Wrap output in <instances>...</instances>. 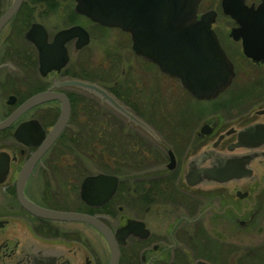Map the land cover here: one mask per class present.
<instances>
[{"label": "flooded vegetation", "instance_id": "obj_1", "mask_svg": "<svg viewBox=\"0 0 264 264\" xmlns=\"http://www.w3.org/2000/svg\"><path fill=\"white\" fill-rule=\"evenodd\" d=\"M13 2L14 0H0V17L10 9ZM33 2L34 4H31V0H21L17 10L0 27V99L6 95L5 99L0 100V122L18 111L24 102L37 94L64 95L68 101L69 116L62 131L39 155L24 182V197L36 203L28 194V186L36 169H40L44 173L52 172L54 176L55 184L46 181L43 189L44 193L52 192L53 189L55 192H60V182L55 175L56 169L57 173L60 172L59 166L62 156L58 150L63 144L67 145V141L76 143L75 135L78 130L74 126L80 125L76 121L78 112H89L96 107L108 113L115 114L117 112L106 102L101 101L95 93L88 88L79 86L76 82L81 81L92 84L105 90L141 121L143 114L155 112L158 108L162 109V107L157 100L150 104V109L148 104L138 103L139 105H137L134 101L129 100L130 90H124L123 95H125V98H123L121 89H117L116 85L101 84L96 78L97 75L94 76L93 73L82 76L79 74L80 66L76 52L86 47L90 43L91 37L89 31L77 23L79 14L75 11L74 0H67L66 9L62 11L61 15L57 14L58 22L65 20V24L59 27L57 25L52 26L48 21L50 18L46 16L50 12H60L56 8L60 6V2H64L63 0L60 2L58 0H46V3L41 0H32ZM243 2L244 5L252 7L256 11L264 0H244ZM70 3L74 4L73 8H69ZM36 5H39L41 9L36 10ZM214 10L216 13L213 24L216 25L214 24L213 27L212 24V29L220 46L233 65L234 74L230 84L215 98L201 101L215 102L221 93L229 91L227 94L231 97L238 96V93L245 95L243 104L249 102V105L244 106L245 108L243 107L244 109L242 108L241 111L237 108L238 113L234 116L233 121L228 124L219 123V117L217 116L204 120L198 129L192 133L188 141L182 137H185L186 133L184 124L186 122L190 124V120L183 116V120L178 121L177 126H173L175 129L174 134L178 135L179 138H175L176 142L172 143L162 135L161 130H158L152 122L145 120L143 123L149 129L155 131L161 139L160 141L149 135L143 127L126 119L129 123L124 121L121 124L122 126L120 125L121 127L118 125L120 130L121 128L125 130L122 136L126 137L125 143L128 145L129 150L127 159L119 158L122 159V178H119L118 173L100 170L94 174L83 176L79 181V183H82L86 176L97 174L117 177L115 191L109 199L103 203H96L98 198H93L91 203L85 202L80 196L81 185L79 184L78 197L83 204V208L73 210V208L67 207L62 210L40 204L45 208L86 214L104 224L113 236V243L117 245L118 257L116 264H196L197 261L206 262L207 264H222L223 262L226 263L223 259L224 256L226 258H241V264L243 260L250 261V258L254 257L252 251L244 255L238 254L233 242L225 244L226 239L231 236L220 231L208 230L204 216L205 208H203L205 201L202 200L206 198L202 195V192L208 191L205 190L207 184L203 182L196 186H190L184 180L189 162L195 160L196 156L202 154L203 151L211 149L215 140L219 138L216 148L218 151H222L227 145L236 141L237 133L241 128L251 123H260L264 126V112H258L264 108V59L254 61L244 54L242 43L243 38L246 36L239 32L240 24L223 11L222 0H218V8ZM197 13L199 16L200 13ZM258 14L264 16V9ZM36 16H38V19H36ZM220 17L224 19H219ZM85 19L88 18L85 17ZM93 23L106 29L111 28L96 22ZM76 25L86 30L88 42L83 46H78V35H72L65 41L61 39L60 44L57 46L59 51L56 63L59 64V67L42 70L40 64L42 51L35 45L34 40L41 43L44 35L43 51L50 55L55 49L52 44L60 39L57 37L58 33ZM63 48L66 56H64ZM239 54L243 56L242 60H246L245 62L242 60L237 61L236 57ZM137 56L152 65L159 73L175 79L161 72L155 63L139 55ZM242 67L245 69L243 70ZM82 70L85 71L86 69L82 68ZM186 92L192 97L188 91ZM62 106L63 102L61 100L55 97H47L20 110L11 122L0 127V152L8 155L6 163L8 169L4 171L2 163L0 165V191L9 193V196L15 198L16 204L25 213L14 217L16 219L0 218V264H31L32 256L50 253L47 250L49 249L47 248L48 245H57L60 251L57 259H55V264L110 263V244L93 225L85 223L96 230L102 238L108 249V257H105L103 249L96 250L92 239L84 243L79 238L67 240L63 236L55 238L39 236L25 218L27 217L26 214L33 217L32 213L26 210L17 199L16 184L20 170L28 159L46 144L49 132L60 117ZM218 109L220 110L219 107ZM120 116L122 117V115ZM24 124L23 131L27 137V143L15 137L17 129ZM108 124L109 127H102V129H105L104 131L100 128H89L90 133L87 139L93 143L98 140H107L110 136L109 131L117 126V123L112 121H109ZM228 128H233L234 131L229 135L220 136ZM82 131H84V128L81 126ZM144 140L147 142H144ZM111 143L112 140L108 144V149L111 148V146L109 147ZM169 150L172 151L174 156L172 164L168 154ZM159 153H162V155L159 156ZM232 154L249 157L246 167L251 170L253 178L230 181L228 183L230 187L214 188L215 194L208 197L224 203L220 211L222 219L229 220L241 228H246L254 226L259 220L261 212H264V144L262 147L255 149L236 148ZM91 155L94 156L95 154L92 153ZM102 155L104 156V154ZM164 155L167 161L162 158ZM119 159L114 160L118 161ZM108 163L102 165H107L106 168H109L110 163ZM200 165L205 166L206 163ZM60 174H64L66 179H70L72 182L76 181L78 177L77 168L61 170ZM61 184H63V181ZM64 185L66 186L65 182ZM71 188L70 191L73 193L74 186L72 185ZM239 194H242V196H239ZM65 201L68 202L66 199ZM71 202L73 203V201ZM237 203H239V206ZM12 208H14V204L9 207V209ZM239 215L245 216L239 219ZM215 218L218 219L219 217L215 216ZM39 219L46 222L80 223V221L71 220ZM121 219L122 223L120 224ZM23 220L28 222L26 226L30 230L33 228L32 233L35 235L30 232L29 234L25 233V227L19 223ZM127 224H130V232L123 236V229ZM121 226L122 240L119 239L120 233L119 238L115 234L116 229ZM72 233L74 232L72 231ZM231 241L234 240L231 238ZM209 250L210 252H208ZM84 253L85 256L83 257Z\"/></svg>", "mask_w": 264, "mask_h": 264}, {"label": "water", "instance_id": "obj_2", "mask_svg": "<svg viewBox=\"0 0 264 264\" xmlns=\"http://www.w3.org/2000/svg\"><path fill=\"white\" fill-rule=\"evenodd\" d=\"M201 0H75V11L87 17L93 22L107 27H118L128 32L131 37V48L137 55L155 63L159 70L179 80L184 87L196 99L214 98L220 91L225 89L232 77V63L220 46L218 39L211 28L215 19V10L203 12L197 16V8ZM244 0H222L223 11L229 14L240 24L239 32L243 38L242 48L247 57L254 61L264 59V16L258 13L264 9L262 2L254 11L252 7L244 5ZM21 0H14L12 6L0 17V27L17 10ZM72 35H78V46L88 42V34L81 26L76 25L60 31L52 47L54 51L49 55L44 50L43 35L41 43L34 40L35 45L42 51L40 64L42 70L52 67L58 68V45ZM51 46V45H49ZM66 56L64 48L62 49ZM79 86L88 88L106 102L120 115L125 116L143 127L152 137H156L140 119L136 118L128 109L120 104L105 90L98 86L90 85L81 81L76 82ZM49 97H55L63 102L59 119L47 136L44 144L21 168L17 184L16 194L19 203L30 213L41 218L52 220L83 221L95 226L107 239L111 247V260L109 264H116L118 257L117 245L114 244L113 236L104 224L86 214L65 212L47 209L34 204L23 195L24 182L32 169V165L39 158L44 149L62 131L68 116L69 104L64 95L41 93L29 98L21 108L10 117L0 122V127L6 126L13 118L31 104ZM264 112V108L258 111ZM25 124L15 132L16 139L27 141L23 131ZM207 126V125H205ZM203 127V126H202ZM233 128L226 129L220 136L229 135ZM218 136V137H220ZM218 140L212 143L211 149L205 150L189 162L185 182L190 186H196L205 182V189L217 187H230V181L253 178L251 170L246 167L249 157L234 155L236 148H258L264 144V126L260 123H251L239 130L234 143L227 145L224 150L216 148ZM27 143V142H26ZM209 146V145H207ZM209 148V147H208ZM221 150V149H220ZM171 164L174 161L172 151H168ZM7 154L0 152V165L7 170ZM201 163H206L201 166ZM1 177V170H0ZM117 177L106 174L86 176L80 186V196L88 203L93 198H98L96 203H103L109 199L115 191ZM244 184L246 182H243ZM242 196V194H239ZM130 224L124 227V234H128ZM120 233V238H119ZM116 236L122 240V227L116 232ZM50 253L40 256H32L31 264H55L58 253L57 245H48ZM85 253L83 254V257ZM196 264H207L197 261Z\"/></svg>", "mask_w": 264, "mask_h": 264}, {"label": "rangeland", "instance_id": "obj_3", "mask_svg": "<svg viewBox=\"0 0 264 264\" xmlns=\"http://www.w3.org/2000/svg\"><path fill=\"white\" fill-rule=\"evenodd\" d=\"M41 1L46 3V0ZM60 1L61 0H58V2ZM63 1L64 2H60V6L56 8L60 12L55 11L56 13H47L46 17L50 18L48 21L52 26L57 25L59 27L65 24V20L60 22L57 20V14L61 15L62 11L66 9L67 0ZM31 4H34V2L32 3V0ZM73 5V3H70L69 8H73ZM216 8H218V0H202L200 6L197 8V12L201 14L206 10ZM35 9L40 10L41 8L39 5H36ZM219 15L221 14L219 13ZM36 19H38V16H36ZM219 19L224 18L220 17ZM77 23L85 27L89 31L91 37L90 43L76 52L80 66V70L78 71L80 72L79 74L82 76L93 73L94 76H99H96V78L101 84L110 86L116 85L117 89H121L120 91H122L123 98H125V95H123L125 93L124 90H130L128 94L129 100L134 101L137 105H139L138 103H142L144 105L148 104L150 109V104L157 100L162 109L158 108L155 112L146 113V115L143 114V119H141L142 122L145 120L152 122L158 130H161L162 135L167 137V140L171 143L176 142L175 138H179L178 135L174 134L175 129L173 126H177L178 121L183 120V116H185L187 120H190V124H188V122L184 124L186 133L184 135L185 137H182L186 138L188 141V139L191 138L192 133L198 129L204 120L217 116L219 117V123L223 122L228 124L233 121L234 116L238 113L236 111L237 108L241 111L244 106L249 105V102H246L247 104H243L245 102V95L238 93V96L231 97V95L227 94L229 91L221 93L215 102H202L195 100L189 96L184 88L181 87L177 79H172L159 73L152 65H149L133 52L131 48L132 41L129 33L124 32L119 28H103L94 24L90 20L85 19L82 15H79ZM214 24L213 27L216 25ZM236 59L237 61H240L243 59V56L239 54ZM242 61L245 62L246 60ZM82 68H85L86 70L84 71ZM239 69L241 70L240 64ZM244 69L245 68H243V70ZM5 97L6 95H4V98H1L0 100L5 99ZM139 109L141 110V107ZM116 113L104 112L103 109L97 107L89 112H78L76 121L80 125L77 127L74 126V128H77L78 130V133L75 135V141L77 139L76 143L74 144L73 142L67 141L68 143L66 144L68 146L63 144L65 146L62 145L58 150V152H60L63 156H61L60 166L57 165L60 167V172L57 173V169L55 172V175L60 182V192H55L53 189L52 192L44 193L43 189L46 181L51 182L53 185L55 184L54 176L52 175V172L44 173L42 170L36 169L28 186V194L31 196L33 201L36 202L34 204L38 206L48 205V207L56 209L59 208L62 210H65L67 207H71L73 210L81 209L83 208V204L78 197V188L79 184L81 185L79 181L83 176L94 174L100 170H107L115 174L118 173L120 175L119 178H122V159L128 158L129 150L128 145L125 143L126 137L122 136V133H125V130L122 128L120 130L119 127H121V124L124 121L126 122L128 119L124 116L121 117L118 113ZM109 121L116 122L117 126L114 127L115 129L113 128L109 131L110 136L107 140H98L93 143L87 139L90 133L89 128H100L104 131L105 129H102V127H107L109 125ZM127 122L129 123V121ZM81 126L84 128V131L82 132ZM153 132L156 136L155 138L160 141L161 139L159 136L155 133V131ZM111 140L112 144L109 145L111 148L108 149L107 147ZM145 141L146 140H144V142ZM187 141L185 142L187 143ZM162 142L167 143L166 141ZM92 153L95 155L92 156ZM162 153H159V156H161ZM102 154H104V156ZM121 157L122 159H119ZM162 158L166 159V156L164 155ZM114 159L119 160L117 161ZM108 162L110 163L109 168H106L107 165H102L107 164ZM76 168L78 175L76 181L74 180L72 182L70 179H66L64 174H60L61 170L64 171L65 169L70 170ZM62 181L63 184H61ZM64 182L66 186L64 185ZM72 185L74 186L73 193L70 191V189H72ZM205 190L208 191L202 192V195L206 196V198H203L202 200L205 201L203 208H205L204 216L208 230L220 231L231 236L226 239L227 242L225 244L233 242L236 246V251L240 255H244L245 253L252 251V253H254V257H252V259L250 258L251 262H248L245 259L243 260V263L264 264V212H261L259 220L254 224V226L241 228L231 223L229 220H224V218L222 219L220 211L224 203H220L216 199H210L208 197L215 194L214 189ZM64 191L65 193H63ZM8 194L9 193L0 191V218L5 217L16 219L14 217L24 215L25 213L22 212L20 210L21 208L16 204L15 198L13 199L12 196H9ZM119 196L117 197L118 199L120 198ZM65 199L68 202H66ZM71 201H73V203ZM12 204H14V208L9 209ZM237 204L239 206V203ZM6 215L13 217H6ZM32 215L33 217L26 214L27 217L25 218L39 236L44 238L63 236L66 237L67 240L79 238V240L84 243H87L88 240L92 239L96 250L103 249L105 257L109 256L108 249L102 241V238L97 234L96 230H93L87 224L81 222H46L43 219H39L41 217L34 214ZM215 216H218L219 218L216 219ZM239 216V219H241L242 216L245 215ZM28 222L23 220L19 223L21 226L25 227V233L29 234L30 232L33 234V228L30 230L26 226ZM119 223H122V219ZM72 231L74 233H72ZM232 235L234 236L232 237ZM231 238L234 241H231ZM208 252H210V250ZM223 259L226 263L223 262L222 264H240V260H242L237 257L226 258L225 256Z\"/></svg>", "mask_w": 264, "mask_h": 264}, {"label": "trees", "instance_id": "obj_4", "mask_svg": "<svg viewBox=\"0 0 264 264\" xmlns=\"http://www.w3.org/2000/svg\"><path fill=\"white\" fill-rule=\"evenodd\" d=\"M111 144H112V143H111ZM111 144H110V145H111ZM248 262H251V261H248ZM245 263H247V262H245ZM245 263L242 262V264H245Z\"/></svg>", "mask_w": 264, "mask_h": 264}]
</instances>
